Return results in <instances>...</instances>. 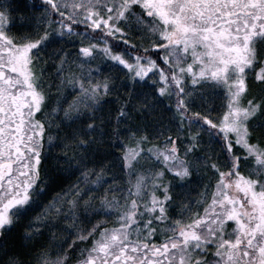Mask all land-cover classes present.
<instances>
[{"label": "snow or ice", "instance_id": "obj_1", "mask_svg": "<svg viewBox=\"0 0 264 264\" xmlns=\"http://www.w3.org/2000/svg\"><path fill=\"white\" fill-rule=\"evenodd\" d=\"M0 264H264V0H0Z\"/></svg>", "mask_w": 264, "mask_h": 264}, {"label": "trees", "instance_id": "obj_2", "mask_svg": "<svg viewBox=\"0 0 264 264\" xmlns=\"http://www.w3.org/2000/svg\"><path fill=\"white\" fill-rule=\"evenodd\" d=\"M217 103H219V101H217Z\"/></svg>", "mask_w": 264, "mask_h": 264}]
</instances>
